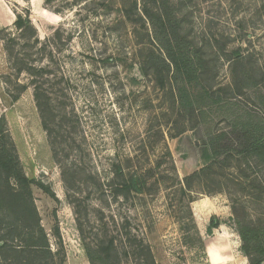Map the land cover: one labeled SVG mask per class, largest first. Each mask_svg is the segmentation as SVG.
<instances>
[{
    "label": "rangeland",
    "instance_id": "rangeland-1",
    "mask_svg": "<svg viewBox=\"0 0 264 264\" xmlns=\"http://www.w3.org/2000/svg\"><path fill=\"white\" fill-rule=\"evenodd\" d=\"M144 3L155 7L150 0H0V31L13 32L17 15L34 26V52L44 57L38 65L52 59L55 89L65 90L66 133L70 125L76 128L66 144V160L54 156L29 78H16L0 36V118L25 175L54 195L32 187L51 249L64 264H89L83 245L106 232L117 238L121 264H151V259L208 264L205 246L219 228L208 236L211 217L222 224L221 233L229 230L224 243L237 255H243L238 226L264 236V169L255 162L221 163V157L209 173L189 188L184 185L186 177L207 165L202 153L206 128L197 126L198 111L192 118L183 112L167 76L156 75L151 66L146 77L140 74L139 66L153 50L140 13ZM165 7L179 35L201 50L203 92L264 112V0H166ZM236 50L255 75L256 91L237 89ZM17 80L26 88L13 102ZM212 115V129L227 128L224 115ZM65 165L73 168L71 175L77 172L71 187L62 181ZM117 167L123 174H152L146 192H116ZM207 199L221 209L219 216L207 212L197 223L192 208L198 212ZM130 239L145 244L151 258H139L134 248L124 253Z\"/></svg>",
    "mask_w": 264,
    "mask_h": 264
},
{
    "label": "trees",
    "instance_id": "trees-1",
    "mask_svg": "<svg viewBox=\"0 0 264 264\" xmlns=\"http://www.w3.org/2000/svg\"><path fill=\"white\" fill-rule=\"evenodd\" d=\"M155 7L144 3L140 9L141 16L148 26L147 37L149 46L153 47L139 66L140 74L147 76V67L153 69L158 76H167L176 101L186 115L192 118L198 111V124L205 129L202 142V153L206 167L195 172L184 180L189 188L191 183L201 174L209 173L211 165L223 158L221 163L231 159H240L243 162H255L264 169V112L244 105L240 100L222 101L217 96L203 92L202 78L205 73V60L196 46L185 37L179 35L176 29L175 17L167 11L166 0H150ZM173 20H175L173 22ZM13 32L7 29L0 31L4 42V51L10 69L19 79L25 74L29 78L28 86L33 89L34 102L39 113L42 127L47 135L48 143L54 156H61L66 160V144L69 137L76 130L70 125L66 133V105L64 103L65 90H56L55 77H51L48 65H38L44 59L43 52H34L35 29L28 17L16 16ZM34 40V41H32ZM237 69V89L256 91L258 82L254 73L244 63V57L235 51ZM61 80V79H60ZM16 93L11 96L17 101L25 86L17 80ZM203 93V94H200ZM239 98V97H237ZM67 100V98H66ZM227 122V128L214 130L212 113ZM184 114V115H185ZM74 124V123H73ZM184 132V130L182 131ZM169 153V152H167ZM61 159V158H60ZM73 168L62 170V181L71 187L75 182L77 172L69 173ZM115 180H120L117 186L119 194L145 193L152 176L146 173L123 174L117 167L114 172ZM88 179V177H87ZM86 182V179H83ZM37 186L51 197L49 187L29 179L21 166L16 146L10 137L6 121L0 118V264H64V257L52 251L48 235L44 230L41 219L34 203L32 187ZM117 193V194H118ZM220 226L216 217H211L207 227V234ZM80 234L82 230L79 228ZM54 235L59 239L58 228ZM241 241V250L248 264H264V236L258 229L249 227L237 228ZM114 233L106 232L96 238L92 244L83 245L89 264H121ZM128 243L123 248H134L139 258H151V251L142 242L139 245ZM151 264H155L151 259Z\"/></svg>",
    "mask_w": 264,
    "mask_h": 264
},
{
    "label": "crops",
    "instance_id": "crops-1",
    "mask_svg": "<svg viewBox=\"0 0 264 264\" xmlns=\"http://www.w3.org/2000/svg\"><path fill=\"white\" fill-rule=\"evenodd\" d=\"M198 206H200V210L198 212L196 210L198 207L196 209L192 208L193 217L197 223L198 221H200V219L207 216V212L209 214L208 217H210L211 214L219 216L218 214L221 211V209L215 207L213 201H210L209 199H207V201L199 203ZM228 216L229 215H226V217L224 218L226 219ZM224 218L221 217V220H224ZM222 227L223 226L221 224L217 230L218 232L215 230V232L217 233H213V235L210 237V239L213 241L209 242L205 246V256L207 258L208 264H248L247 259L244 255H237L236 252L234 253L232 251L231 245L224 243V239H226L227 236H230V232L227 228H225L227 231L226 234L221 233L220 231L223 230ZM200 233L202 232L200 231Z\"/></svg>",
    "mask_w": 264,
    "mask_h": 264
}]
</instances>
